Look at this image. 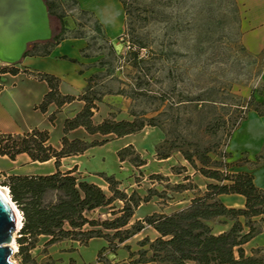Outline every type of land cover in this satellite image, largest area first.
<instances>
[{"label": "rangeland", "instance_id": "obj_1", "mask_svg": "<svg viewBox=\"0 0 264 264\" xmlns=\"http://www.w3.org/2000/svg\"><path fill=\"white\" fill-rule=\"evenodd\" d=\"M139 1L132 13L140 17H126L123 33L110 41L102 32H97L92 15L78 11L72 1L54 0L55 11L64 16L68 35L81 36L86 40L81 56L88 60L87 65L82 66L83 70L86 67L92 69L86 78V81L91 78L87 81L90 86L88 93L90 97L100 98L95 101L93 109L94 124L107 119L133 120V114L141 113H145L147 118L162 114L159 116L161 121L178 115L181 118L178 129L187 133L196 127L194 124L185 126L184 122L188 117H197L199 105L194 108L193 104L185 103L170 107L186 99L214 100L215 108L209 115L221 114L226 120V127L239 125L250 111H264V49L254 53L244 39L246 10L242 7V0ZM50 23L52 31L58 30L59 21L55 16H50ZM132 41L143 46L139 51L142 58L139 67L133 65L135 59L129 53ZM37 43L40 48L41 43ZM35 51L40 53L41 49ZM18 64L0 66V89L6 83L5 73H8L2 71L17 68ZM86 88L76 98L81 97ZM76 101L81 108L84 106L83 101ZM166 124V128L170 126V123ZM52 125H55V120ZM62 136L63 131L57 149L61 147ZM66 137L95 145L87 149L89 154L82 167L74 165L72 159L62 162L61 158L58 169L73 170L72 175L78 180L96 183L104 190L108 187L104 179L113 177L119 182V189L128 195L136 191L142 198L151 196L148 202H141L130 224L154 212L172 214L187 207L192 197L203 192L198 185L203 186L205 191V184L210 182L196 173L187 162L184 163L187 171L181 172L183 164L178 152H174L166 161L156 158L155 149L164 139L158 127L145 126L135 134L119 138L115 135H90L79 127L69 131ZM218 138L221 142L224 139L222 143H227L226 136L221 132L215 140ZM128 144L133 145L134 151H124V159L121 160L118 152ZM225 147L226 144L222 150ZM136 154L146 160V164L139 167L134 165L131 160ZM254 159L255 163L261 162L260 156ZM226 161L240 165L243 160ZM54 165L53 162L52 170H56ZM237 167L234 166V169ZM41 171L48 172L49 167ZM6 179L0 175V186L5 187L3 182ZM121 206L122 202L116 200L86 216L98 220L112 219L115 216L111 211H117ZM263 216L251 219L257 233L242 247L245 256L257 257L264 262ZM239 220L242 224L246 222L244 218ZM233 223L234 220L225 217L208 222L215 234L228 230ZM89 228L85 226L84 230ZM247 230L245 227L244 231ZM19 237L18 232L14 235V246H11L9 261L13 264H133L140 257V250H146L147 256H151L149 244L158 234L150 226H145L122 244H107L102 238H94L86 243L65 239L48 245L44 242L47 237L39 236L34 247L28 251L27 262L19 252L16 241ZM144 239L147 242L143 245Z\"/></svg>", "mask_w": 264, "mask_h": 264}, {"label": "trees", "instance_id": "obj_2", "mask_svg": "<svg viewBox=\"0 0 264 264\" xmlns=\"http://www.w3.org/2000/svg\"><path fill=\"white\" fill-rule=\"evenodd\" d=\"M123 6L125 16L135 19L140 17L132 12L134 6L140 4L139 0H119ZM76 4V1H72ZM49 16H55L60 23V28L52 32L50 40L38 43L28 50L27 55L45 56L50 54L51 49L59 45L69 37L81 38V36H69L65 26L63 14L55 11L54 0H45ZM84 14L87 12L81 11ZM90 15V14H89ZM96 22L97 32H102L100 25ZM143 48L141 43L132 41L129 53L135 59L133 65L139 67V51ZM41 49L40 53L35 50ZM78 62L77 59H69ZM15 75L18 68L13 67L3 70ZM48 85V91L44 94L37 108L45 113L50 104L56 106L54 113L48 116V121L53 124L56 112L67 103L78 99L84 102V106L73 117L65 119L63 123V136L61 147L54 148L48 144V130L33 129L23 134H0V155L15 160L16 156L26 153L32 161L45 162L54 159L56 170L49 174L15 175L7 176L3 186H7L9 196L15 203L22 215V224L19 230L20 237L17 238L19 252L23 254L24 261L29 260V249L34 247L37 237L48 238L46 244L71 239L86 243L94 238H102L107 244H122L134 235L141 232L145 226L153 228L158 237L149 244L151 256H147L146 250H140L139 258L133 264H264V262L253 256H245L243 245L254 237L257 230L251 219L264 215V190L254 183L252 173L234 169L237 164L227 162L230 155L222 150L228 143L232 131L238 126L230 124L226 127V120L221 114H212L215 101L210 99H186L179 101L178 107L185 103L193 104L197 109V117H188L184 125L194 124L195 130L183 132L178 129L181 118L172 116L160 120L157 116L146 117L145 113L133 114V120H103L94 124L92 121L95 101L99 97L89 96V84L81 97L64 95L59 91L60 80L54 75L39 73L36 75ZM91 78L87 81L89 82ZM197 105V106H196ZM255 111L264 115V111ZM168 121V122H167ZM170 123V126L165 127ZM240 124V123H239ZM145 126L158 127L164 134V139L155 149V156L159 160L171 157L178 152L188 165L201 176L209 180L205 191L199 193L190 200V204L172 214L154 212L138 219L130 224L131 219L140 206L141 202H148L150 195L141 197L136 191L128 195L119 189V182L113 177H106L108 187L104 190L100 185L78 180L72 175L73 170L62 171L58 169L59 161L72 155H79L90 146L80 139L69 140L66 134L79 127L90 134L115 135L123 137L135 134ZM223 129V130H222ZM221 132L226 136L227 143L215 140ZM133 150V145L128 144L118 152L121 160L124 159V151ZM131 162L136 166L146 164V160L136 154ZM174 166L171 167L173 170ZM181 172L187 171L181 166ZM212 181V182H211ZM222 194H237L244 197L242 208L227 207L220 199ZM122 202L119 210H112V219L98 220L86 216L98 208L111 205L114 201ZM225 217L234 220L227 231L215 234L208 224L216 218ZM244 218L245 223L239 220ZM264 222V216L261 218ZM67 226V227H66ZM85 226L90 228L84 230ZM129 226V227H128ZM247 227L248 230L244 231ZM147 242L144 239L143 245ZM133 256V255H132ZM132 256H130L132 258Z\"/></svg>", "mask_w": 264, "mask_h": 264}, {"label": "crops", "instance_id": "obj_3", "mask_svg": "<svg viewBox=\"0 0 264 264\" xmlns=\"http://www.w3.org/2000/svg\"><path fill=\"white\" fill-rule=\"evenodd\" d=\"M68 1H76L75 6L78 11L87 12L94 17L106 39L113 41L123 33L126 16L119 0ZM242 7L246 10L244 39L248 42L251 51L259 53L264 49V0H242ZM85 46L84 38H66L59 45L53 47L48 55L24 56L17 66L19 69L17 74L5 73L7 81L2 84L0 89V134H23L33 129L48 130L49 143L56 148L59 147L58 139L62 132L63 120L78 113L81 104L76 100L64 104L56 113L55 125H52L48 121V116L55 112L56 106L50 104L45 113L37 108L48 91V85L36 75L46 73L56 76L60 80L59 91L64 95L77 97L87 86L86 78L92 71L90 67H86L84 70L82 68L88 63V60L81 56V50ZM72 58L79 62H71L69 59ZM225 151L230 155L231 161L240 162L243 160L237 170L252 173L255 185L264 190V115L250 111L232 131ZM88 154L89 150H86L82 155L65 157L62 162L72 159L74 165L82 167ZM256 156H260V163H255ZM169 159L170 157L161 161ZM180 161L187 168L184 164L186 161L182 156ZM53 162L52 159L45 162H34L26 153L18 154L15 160L0 155V175L7 177L11 174H49L55 171V168L51 169ZM48 167V172L41 171ZM198 187L204 191L203 186L198 185ZM219 199L230 208H242L245 201L243 196L237 194H222L219 195ZM136 214L137 210L133 217ZM223 231L227 230L224 229L218 233ZM47 240L48 238L44 242Z\"/></svg>", "mask_w": 264, "mask_h": 264}, {"label": "water", "instance_id": "obj_4", "mask_svg": "<svg viewBox=\"0 0 264 264\" xmlns=\"http://www.w3.org/2000/svg\"><path fill=\"white\" fill-rule=\"evenodd\" d=\"M51 37L50 16L44 0H0V66L19 63L34 43ZM7 197L9 200L0 192V264H13L9 256L18 231V213L22 224L21 212L9 191Z\"/></svg>", "mask_w": 264, "mask_h": 264}, {"label": "bare ground", "instance_id": "obj_5", "mask_svg": "<svg viewBox=\"0 0 264 264\" xmlns=\"http://www.w3.org/2000/svg\"><path fill=\"white\" fill-rule=\"evenodd\" d=\"M9 190H8V187L6 186V187H2V186H0V192L4 195V196H6V198H8L7 197V192H8ZM8 200H9V198H8ZM13 202V201H12ZM11 201H10V203L12 204V206H13V203H12ZM15 209V208H14ZM18 209V208H17ZM16 213H17V210H16ZM17 218H18V228H20L21 226V224H20V214L18 213L17 214ZM11 246H14V242H12L11 243Z\"/></svg>", "mask_w": 264, "mask_h": 264}, {"label": "built area", "instance_id": "obj_6", "mask_svg": "<svg viewBox=\"0 0 264 264\" xmlns=\"http://www.w3.org/2000/svg\"><path fill=\"white\" fill-rule=\"evenodd\" d=\"M20 228H21V227H20ZM20 228H18V231H17L16 233H18V232H19Z\"/></svg>", "mask_w": 264, "mask_h": 264}]
</instances>
